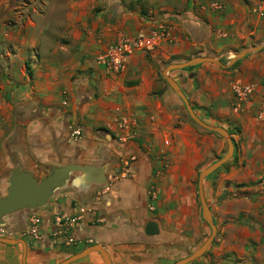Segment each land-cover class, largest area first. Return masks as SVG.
<instances>
[{
  "label": "crops",
  "instance_id": "obj_1",
  "mask_svg": "<svg viewBox=\"0 0 264 264\" xmlns=\"http://www.w3.org/2000/svg\"><path fill=\"white\" fill-rule=\"evenodd\" d=\"M257 8V0H46L44 10L59 12L57 20L22 22L15 42L35 51L20 54L19 62L0 54V195L17 166L37 178L53 167H79L45 206L3 218L0 237L24 243L0 241V264H57L95 244L112 264H173L183 257L204 229L197 168L221 156L226 140L191 122L162 70L196 56L228 64L251 35L262 33ZM5 26L1 20L3 43ZM163 26L171 38L133 50L119 72H107L98 60L120 40ZM167 74L195 114L232 131L234 143L231 158L203 183L215 224L223 207L230 241L186 264H264V226L249 232L247 216L233 207L246 196L230 194L246 190L264 170V50L230 66L203 61ZM241 85L253 90L239 97L234 88ZM85 165L102 168V178ZM258 197L264 209V195ZM62 215L75 219L66 232L55 221ZM68 264L106 263L90 250Z\"/></svg>",
  "mask_w": 264,
  "mask_h": 264
},
{
  "label": "water",
  "instance_id": "obj_2",
  "mask_svg": "<svg viewBox=\"0 0 264 264\" xmlns=\"http://www.w3.org/2000/svg\"><path fill=\"white\" fill-rule=\"evenodd\" d=\"M264 46V42L259 45H252L243 48L239 52H234L229 63L224 65L219 59L215 56H196L191 59L175 62L168 64L162 70V75L168 82V84L175 90L179 98L181 99L184 107L186 116L193 122L198 128L215 132L216 134L222 136L226 140V148L224 153L206 163L197 174V196L200 204V214L202 219L208 224L210 228V233L206 239L196 248H194L189 254L180 257L173 264H186L199 256H201L211 241L213 240L216 231L217 225L214 222L211 210L207 203L205 193H204V180L205 178L214 172L217 168L227 162L234 151V143L232 137L230 136L228 130L222 126L209 124L202 119H200L194 112L187 96L179 87V85L171 78L167 71L174 68H183L189 66L193 63L209 61L217 63L221 66H230L239 58L245 56L247 53L253 50H259ZM79 165L70 163L64 166L53 167L48 173L44 176L37 178L33 173L22 170L19 166L15 167L8 177V186L6 193L0 195V226L5 225V216L15 213L22 209L36 210L37 208L45 206L49 199L56 193V191L62 188L66 182L69 180L70 173L77 169ZM86 170L94 171V176L102 178L103 169L96 166L85 165L83 167ZM158 226L155 221H151L148 224V231L152 234L157 233ZM0 241L6 243H24L23 239L19 238H6L0 237ZM90 250H98L105 261L106 264H112L107 252L99 245L95 244L89 246L80 252L71 254L67 258L61 260L57 264H68L69 262L76 260L85 256Z\"/></svg>",
  "mask_w": 264,
  "mask_h": 264
},
{
  "label": "rangeland",
  "instance_id": "obj_3",
  "mask_svg": "<svg viewBox=\"0 0 264 264\" xmlns=\"http://www.w3.org/2000/svg\"><path fill=\"white\" fill-rule=\"evenodd\" d=\"M45 2L46 0H0V21L2 20L3 24L6 25L4 29H6L7 31L6 36L9 38L8 39L9 41H7V43H3L0 41V54L10 52V55L13 58H18L17 60L19 62L20 54L28 53L29 55H31V53L35 51V48L31 43L27 44V43H22V42H15V39H16V35H18V32L21 27L20 24L22 22H27L28 20H32V19L42 22L49 17L51 19V22H54L55 20L58 19L59 12L57 11L47 12L44 10ZM257 7H258L257 10H259L258 12L260 13L261 18L263 19L264 18V0H257ZM250 37H251V40L247 41L245 45L241 46L237 52H239L245 47L252 46V45H259L263 43L264 42V29H262V33L258 37H256L255 35H251ZM1 49H3L2 52H1ZM259 50L261 51L264 50V46L260 48ZM259 50H253V51H250L249 53L259 51ZM243 57L236 60L233 63V65L238 64L243 59ZM25 61L26 59H24L23 67L26 70ZM0 65H2L1 57H0ZM28 67L31 68L30 63L28 64ZM6 94L8 97L14 98L13 91L11 89H9ZM225 148H226V145H225ZM208 162L201 164L197 168V174L199 170ZM196 182H195L196 197H197V203H198V207L200 211V204H199L198 196H197ZM240 193H242L241 196H246V198L243 199L242 197V199L238 200L236 203L233 204V207L241 211L243 216H247L246 219L243 220L244 221L243 226L248 225L249 232L255 231L258 224L261 226H264V222L262 218L263 213H264L263 202L258 197V196L264 195V170L260 173L259 177L257 178V180H255L254 184L248 185L246 190L236 191L235 189V192L234 193L231 192L230 194L237 196ZM221 201L223 203V200ZM220 205L221 204H219V206ZM219 209L221 210L223 209V207H219ZM219 209H216L217 211L215 213L217 231H216V234L213 240L211 241V243L209 244V246L203 253V255L205 254V256L207 254H213V250H217L218 247L230 241L228 223L225 222V219L221 217L222 213L220 212ZM202 221H203L204 229H203L201 236L195 241L193 245H191V248L189 250L185 251V254L189 253L190 251H192V249L199 246L210 233V228L208 224L203 219ZM231 231H232L231 232L232 234L239 236L240 235L239 224L236 225L235 229H232ZM252 242H250L249 244H252Z\"/></svg>",
  "mask_w": 264,
  "mask_h": 264
},
{
  "label": "built area",
  "instance_id": "obj_4",
  "mask_svg": "<svg viewBox=\"0 0 264 264\" xmlns=\"http://www.w3.org/2000/svg\"><path fill=\"white\" fill-rule=\"evenodd\" d=\"M170 38L171 36L168 26H163L160 29H151L148 32L141 30L134 37L122 39L116 44L105 49L98 55V60L104 64V68L107 72H119L123 68L128 56L133 50H145L148 49L152 43H155L156 40H169ZM252 90L253 86L251 85H241L235 86L234 93L239 97H243L249 94ZM72 133L78 136L80 134V129L75 128ZM37 221L38 218H34L33 222L36 223ZM55 221L60 231L66 232L71 227L75 219L62 215L56 217ZM66 242L71 244L74 242V239L72 237H68Z\"/></svg>",
  "mask_w": 264,
  "mask_h": 264
},
{
  "label": "trees",
  "instance_id": "obj_5",
  "mask_svg": "<svg viewBox=\"0 0 264 264\" xmlns=\"http://www.w3.org/2000/svg\"><path fill=\"white\" fill-rule=\"evenodd\" d=\"M26 73H27V75L28 76H31L32 75V70L28 67V65H27V63H26ZM194 124V123H193ZM195 125V124H194ZM196 126V125H195ZM235 131H239V128H237V127H235ZM228 132H229V134H231L232 133V131H230V130H228ZM213 133H215V132H213ZM216 134V133H215ZM215 158H217V157H215ZM227 163V162H226ZM226 163H224V164H226ZM223 164V165H224Z\"/></svg>",
  "mask_w": 264,
  "mask_h": 264
},
{
  "label": "flooded vegetation",
  "instance_id": "obj_6",
  "mask_svg": "<svg viewBox=\"0 0 264 264\" xmlns=\"http://www.w3.org/2000/svg\"><path fill=\"white\" fill-rule=\"evenodd\" d=\"M185 255H186V254H185ZM185 255H184V256H185Z\"/></svg>",
  "mask_w": 264,
  "mask_h": 264
}]
</instances>
